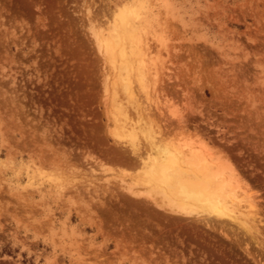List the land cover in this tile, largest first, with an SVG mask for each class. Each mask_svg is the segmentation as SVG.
I'll return each mask as SVG.
<instances>
[{
  "label": "rangeland",
  "instance_id": "1",
  "mask_svg": "<svg viewBox=\"0 0 264 264\" xmlns=\"http://www.w3.org/2000/svg\"><path fill=\"white\" fill-rule=\"evenodd\" d=\"M120 8L155 84L98 50ZM120 127L204 142L237 223L157 211ZM0 264H264V0H0Z\"/></svg>",
  "mask_w": 264,
  "mask_h": 264
},
{
  "label": "bare ground",
  "instance_id": "2",
  "mask_svg": "<svg viewBox=\"0 0 264 264\" xmlns=\"http://www.w3.org/2000/svg\"><path fill=\"white\" fill-rule=\"evenodd\" d=\"M120 9L119 15L116 17L114 16V20L112 19L113 24H110L111 27L108 26L109 28L107 27V29H105L106 31H101L103 36H100L101 32L98 35L96 33H93L95 35V41L97 40L96 37L99 36V39L97 40L98 50L101 55H103L104 58L107 59V61L114 64L118 63L119 68H124V70L129 69V71H131L132 64H134L135 66L137 65V69L138 66L144 65L145 70H153L154 76H152L153 74L150 75L154 77L152 84H155L156 79L153 60L151 58H148V60L146 59L148 61L147 67L145 66L144 60H142L143 57H148L149 55H147L148 46L144 44V46H140V38H138L137 31L135 28H133L132 23L129 19V17L134 18L136 13H134L133 11L129 12L127 11L128 9L126 10L125 8L121 10ZM105 32L107 34H105ZM126 43H128V47ZM126 48H129V50H127ZM143 48L144 53L142 52ZM135 71L139 72L138 74L135 72L137 76H141L140 74L142 73L140 71L142 70ZM138 78L139 77H137L136 79L138 80ZM140 78L141 81L138 80V82L142 83L143 77ZM129 79L130 77H128V80H126L125 78V83L120 84L123 85L124 88H126L125 86L129 87ZM121 110L122 109L119 110V114H123V117L126 120L127 112L125 110ZM182 113L183 111H174L173 115L175 116L176 121L180 122L182 120ZM146 126V135L148 137L146 139H148V142L152 145L154 140V133L151 125ZM143 127L145 128V126ZM120 129V133L111 134L116 146L115 152L120 151L122 153H126V150H129V155L134 158L131 163L139 167L138 171L141 173L142 179H144L145 184H147L149 187L148 194L146 193L143 198L148 200L152 204V206L157 209V211L182 218H195L201 216H207L209 218L212 217L218 220L226 218V220L229 219L233 223H237L235 221L236 219L233 218L234 216L231 217L228 201L231 200L229 199V197H232V195L235 193L232 187L238 184L236 182L239 180V177L237 176V173H235V170L228 165L225 166L228 170L227 174H224L222 172H214L211 164L209 162L207 163L206 155H208L209 148L208 146L203 144L204 142L198 143V141L195 139L197 141V144L194 143L195 140L192 141L193 143H189L188 147L196 144V146L198 147L196 150L193 149V146L191 150L190 148H187L189 150H184V152L182 151L183 149L179 150L181 148L177 149L174 147H165L161 150L151 149V153H144V156L140 153L142 152V150L139 147H136L138 144L134 146V141H136V139L134 136H132L133 133H129L128 136H125L123 133V127H120ZM110 133H112V130ZM126 139H128L127 141L129 143H127L130 148L122 145V143L125 142ZM60 158L61 160L65 159H62V157ZM91 159L94 160L93 158ZM96 159L97 158H95V160ZM233 181L234 185L232 184ZM125 192H127L130 196L137 197V195L131 191V188H128V190H125ZM238 225L243 228L245 233H250L247 222L244 221L238 223Z\"/></svg>",
  "mask_w": 264,
  "mask_h": 264
}]
</instances>
